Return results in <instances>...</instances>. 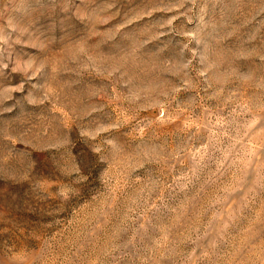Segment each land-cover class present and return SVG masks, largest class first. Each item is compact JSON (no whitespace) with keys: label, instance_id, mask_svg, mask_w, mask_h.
I'll use <instances>...</instances> for the list:
<instances>
[{"label":"rangeland","instance_id":"1","mask_svg":"<svg viewBox=\"0 0 264 264\" xmlns=\"http://www.w3.org/2000/svg\"><path fill=\"white\" fill-rule=\"evenodd\" d=\"M0 264H264V0H0Z\"/></svg>","mask_w":264,"mask_h":264}]
</instances>
